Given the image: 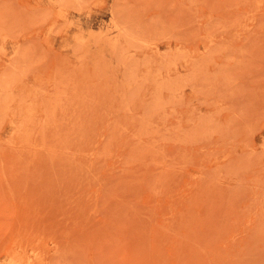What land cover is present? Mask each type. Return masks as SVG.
<instances>
[{"label": "rangeland", "instance_id": "obj_1", "mask_svg": "<svg viewBox=\"0 0 264 264\" xmlns=\"http://www.w3.org/2000/svg\"><path fill=\"white\" fill-rule=\"evenodd\" d=\"M0 264H264V0H0Z\"/></svg>", "mask_w": 264, "mask_h": 264}]
</instances>
